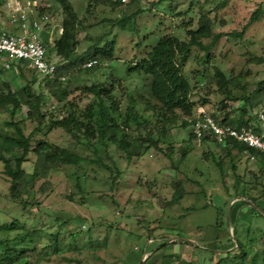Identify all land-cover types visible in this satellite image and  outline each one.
Here are the masks:
<instances>
[{
    "label": "rangeland",
    "instance_id": "374dc122",
    "mask_svg": "<svg viewBox=\"0 0 264 264\" xmlns=\"http://www.w3.org/2000/svg\"><path fill=\"white\" fill-rule=\"evenodd\" d=\"M19 1L26 11L45 16L44 36L50 40L52 57L57 60L54 41L63 32V6L56 0ZM70 1L83 22L79 25L77 53L84 52L98 40L100 45H104L114 36L116 50L114 60L100 59L103 66L90 75L82 73L79 78L69 75L63 82L64 88L72 84L78 89L68 100L78 102L85 109L93 99L85 92V86L107 81L113 70L118 78H122L120 84L134 96L132 104L139 114L151 118L153 122L158 121V118L143 103L146 100L142 99L141 94L145 84L141 75L128 73L130 61L144 57L163 35L175 34L180 39H188V31L197 28L203 11L218 8L216 31L231 32L240 31L257 8H264V0H139L126 9V14L135 12L139 7L144 12L136 17L135 23L127 22L118 26L114 21L124 16L120 8L93 5L89 12V0ZM6 2L2 0L0 4V27L20 33L17 28L10 27ZM202 55L201 50L194 48L192 57L184 66L193 84L198 86L193 94V99L199 105L196 106V112L199 108L213 112L222 107L220 101L223 93L216 84L208 86L203 77L214 75L216 66L234 76L242 74L245 79L253 78L261 82L260 85L251 83L245 90L230 88L237 96H251L249 109L252 113L264 112V14L249 27L244 37H222L209 61H204ZM76 71L75 68L72 72ZM44 78L29 67H25L24 72L20 69L5 70L0 74V91L6 90L5 82L10 84L12 90L27 84L40 90L44 86ZM116 89L121 91L119 86ZM207 98L208 102L205 103ZM45 100L47 105L44 109H54L56 113L61 111L62 104L66 102L61 104L48 94ZM129 102L127 97L124 98L123 110ZM151 103L157 101L152 99ZM227 104L225 111L235 115L234 110L241 107L243 101L239 99ZM10 119L9 111L0 112L1 133L14 135L15 129L6 124ZM14 120L20 122L26 136L37 126L35 121L27 118V107L18 110ZM167 128L168 134L163 137L161 145L164 149L169 145L174 148L172 159L179 165V170L171 167L168 157L158 150L153 149L149 154L128 162L124 154L111 147L109 153L113 154L118 169L122 171L114 183L110 172L97 163L84 162L83 167L65 165L61 171H54L31 185L26 197L31 205L27 208L10 197L9 181L3 173L4 165L0 162V240L31 228L43 229L47 234H59L57 245L61 250H57L56 243H53L47 256L34 259L32 264H77L74 261L77 259L83 264H130L146 245L142 255V261L146 264H189L192 261L233 264V261L242 259L243 251H234L237 245L224 251L225 255L221 256L218 251H209L203 239L208 226L217 220L218 210L224 207V201L229 200L231 205L237 200H248L247 192L257 201L243 204L240 221L234 224V227H238L234 239L245 243L249 264H263L264 164L236 152L228 156L212 147L216 158L223 162L220 168L210 156L211 148L208 145L197 146L194 142L190 144L192 149L187 158L181 162V149L188 148V131L191 127L183 129L181 121L177 120L169 123ZM142 131L145 132V129ZM40 140L76 149L88 160L94 158L92 149H85L63 130L50 131L44 125L31 139V151L23 164L27 172L33 171L37 157L34 149ZM6 155L11 157L12 152H6ZM76 170L81 176L79 181L78 174H73ZM174 178L182 181L186 193L179 203L165 207L160 197L165 196L167 200L173 197ZM41 185L44 191L40 190ZM228 191L234 194L233 198H230ZM193 207L196 209H191ZM62 222L67 223L61 227ZM13 224L16 227L12 229ZM230 232H233L232 225ZM179 239L191 244L178 243ZM97 240L105 243L93 247L90 241ZM49 242L50 237L44 236L39 246L44 247ZM165 254L168 256L165 257Z\"/></svg>",
    "mask_w": 264,
    "mask_h": 264
},
{
    "label": "trees",
    "instance_id": "16d2710c",
    "mask_svg": "<svg viewBox=\"0 0 264 264\" xmlns=\"http://www.w3.org/2000/svg\"><path fill=\"white\" fill-rule=\"evenodd\" d=\"M56 1L63 6L65 12L63 32L54 41L58 57L57 63L60 70L65 74L72 75L74 78H79L82 73L90 75L100 69L103 66L100 63V59L114 60L116 36L105 41L104 45H100V40H98L84 52L77 53V47L80 43L78 39L79 25L83 22L70 0ZM138 1L130 0L124 3L121 0H89L87 9L90 12L93 5H112L118 7L122 10L124 16L120 20L114 21V24L123 26L127 22L135 23L136 17L144 12L139 7L135 12L126 14V9H129V7ZM1 3L2 0H0ZM217 9L201 13L197 28H192L188 31V39H180L175 34L163 35L144 57L138 61H130L128 73H138L141 75L142 81L145 84V90L141 94V97L143 100H146L143 103L146 104L147 109H151L152 114L158 118L156 122H153L151 118H144L139 114L132 104L135 99L134 96L128 93L127 89L121 85L122 83L120 84L122 78H118L113 70L108 76L107 81L85 86L87 95L93 97L85 109H82L78 102L68 100L69 96L78 89L75 85L68 84L64 88L63 82L57 79L48 80L44 78V86L40 90L32 84L12 90L10 84L5 82L6 90L0 91V112L9 111L11 119L6 124L14 128L15 132L14 135L0 132V162L4 165L3 173L9 181L8 190L10 197L21 203L24 208H27L31 205L26 200V197L30 192L32 184L45 176H49L54 171H61L65 165L83 167L84 162L97 163L99 167L109 171L112 183H114L120 178L122 171L118 169V164L113 158V154L109 153L111 147L124 154L128 162H131L134 158H141L145 154H149L153 149L158 150L168 157L171 167L179 170V165L172 159L174 148L169 145L164 149L161 145L163 137H166L168 134L167 125L177 120L181 121L183 129L191 127V130L189 129L188 131V146H186L188 148L181 149V162L190 153L192 149L190 148L191 142H194L197 146L208 145L211 148L210 156L220 168H222L223 162L216 158L214 148L212 151V147L222 150L228 156H232L234 152L244 155L243 150L245 146L235 140L230 139L225 145L220 146L216 144L214 138L205 137L198 143L193 131V124L197 117L196 106H199L193 99V94L198 86L193 84L184 66L192 57L194 48L203 52L201 57H203L204 61H209L212 57L211 53L222 37H244L249 27L261 19L264 14V8L262 6L257 8L240 31L231 32L216 31L217 24L219 23L216 16ZM91 59L98 60L97 64L92 67H85L87 61ZM25 67L20 62L13 64L12 69H20L24 72ZM75 68L77 71L73 73L72 71ZM4 72L5 70L0 69V74ZM33 72L35 71L33 70ZM203 77L208 86L211 87L216 84L223 93V98L220 101L222 107L219 110L210 112L218 123L231 125L235 128L250 126L258 128L260 112L254 114L249 109L251 106V96L249 94L237 96L232 92L230 86L238 90H245L249 84L257 83L260 85L261 82H257L253 78L245 79L242 74L234 76L220 66L215 67L214 75L208 74L203 75ZM117 86H119L121 91L116 89ZM47 94L57 99L61 104L66 101L62 104L59 113L58 111L56 113L54 109H44L47 105V101L45 100ZM126 97L130 102L126 109L123 110V100ZM152 99L156 100L157 103L152 104ZM239 99L243 101V104L234 110L235 115L231 111H225V108L228 107V102ZM204 102L207 103L208 98ZM22 107H27V118L35 121L37 124L36 128L28 136L24 134L20 122L14 120L18 110ZM48 110L50 111V115L47 114ZM44 125L50 131L61 129L85 149H92L94 158L88 160L87 157L76 149L61 147L50 143L49 140H40L34 149L37 157L34 161L33 171L27 172L23 164L27 161L31 151V139ZM143 128L145 132L142 131ZM156 130L158 136H156ZM6 152H12L11 157H8ZM250 153L254 158L249 156V160L254 159V161L264 164L263 153L255 150H251ZM233 168L234 170L236 169V164H234ZM73 174H78L77 170ZM80 178L81 176L78 174L77 181ZM77 185L81 188L79 182H77ZM172 187L174 195L170 200H167L165 196L160 197L165 207L179 203L185 196L184 185L178 178L173 179ZM40 190L44 191L45 188L41 185ZM202 191L203 193L205 192L204 190ZM245 193L248 200H237L231 205L229 200L224 201V207L218 210L217 220L208 226L206 236L203 239L209 251H218L221 256L225 255L224 251L237 245L234 251H243L242 259L238 262L233 261V264H249L245 243L239 239H236L237 241L234 239L238 233V227H234V224L240 221L239 215L243 204H250L248 201L253 203L257 201L256 198L250 196L247 192ZM229 196L233 198L234 194L229 193ZM191 209L195 210L196 208L193 207ZM65 223L67 222L60 223V226L62 227ZM231 225L233 226L232 233L230 232ZM15 227V224L11 226L12 229ZM89 230H91V227ZM58 235L47 234L43 229L31 228L16 234L14 237L8 236L4 240H0V264H32L34 259L44 257V255L47 256V251L53 243L58 244ZM44 236H49L50 242L41 247L39 246V242L43 240ZM177 236H181V234ZM262 236L264 237V233ZM90 242L93 247H98L100 244L105 243L99 240ZM177 242L191 244L189 241L183 239H179ZM163 245L164 243L161 244V246ZM146 247L141 250L140 255L134 257L130 264H146L145 261H142V255ZM58 249L59 251L61 250L57 245ZM167 256L168 254H165V257ZM74 261L77 264H83L81 260L77 259ZM189 264L205 263L192 261Z\"/></svg>",
    "mask_w": 264,
    "mask_h": 264
},
{
    "label": "built area",
    "instance_id": "2783aa9c",
    "mask_svg": "<svg viewBox=\"0 0 264 264\" xmlns=\"http://www.w3.org/2000/svg\"><path fill=\"white\" fill-rule=\"evenodd\" d=\"M121 1L125 3L130 0ZM6 4L10 27L17 28L20 33L11 28L0 27V69L11 70L13 64L22 62L48 80L57 79L65 82L69 74L60 70L57 60L52 57L50 40L44 36L45 16L26 11L19 0H7ZM97 62L98 60L91 59L87 61L85 67H92ZM196 115L193 131L198 143L205 137H211L215 139L217 145L222 146L231 139L245 146L243 154L247 157L254 158L251 150L264 154V112H260L257 129L254 126L235 128L218 123L204 108H199Z\"/></svg>",
    "mask_w": 264,
    "mask_h": 264
}]
</instances>
